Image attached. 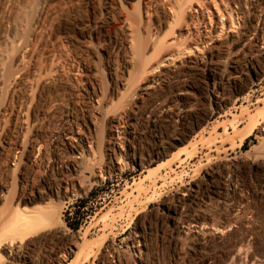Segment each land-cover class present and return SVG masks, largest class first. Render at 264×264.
<instances>
[{
	"label": "rangeland",
	"instance_id": "1",
	"mask_svg": "<svg viewBox=\"0 0 264 264\" xmlns=\"http://www.w3.org/2000/svg\"><path fill=\"white\" fill-rule=\"evenodd\" d=\"M190 1L0 0V264H264V0Z\"/></svg>",
	"mask_w": 264,
	"mask_h": 264
},
{
	"label": "bare ground",
	"instance_id": "2",
	"mask_svg": "<svg viewBox=\"0 0 264 264\" xmlns=\"http://www.w3.org/2000/svg\"><path fill=\"white\" fill-rule=\"evenodd\" d=\"M229 16L232 18V14H230ZM223 17H224V15H223ZM230 17H229V19H230ZM172 40H176L175 35L173 36ZM174 44H176V43H174ZM183 49H182V51L179 50V52H177L176 54H174V53L173 54H167L166 51L165 52L163 51V53H165V54L162 55V57H161L163 60L161 62V64L165 63V62L166 63L167 62L168 63L169 62H175L177 59H180L182 56H184L186 54L188 55L189 53L192 54V52L194 51V49H192V48H186L184 50ZM198 49L201 50L199 47H197L196 50H198ZM157 50L160 51L161 49L158 48ZM139 51H141V50L139 49ZM143 52H144V50H143ZM160 53H161V51L158 54L160 55ZM56 117L58 118L57 119L58 123L66 124L68 122V115L65 112H62V113L59 112V114ZM44 211H43V208L28 209L26 207H22V206H19L18 204H16L15 209H13L11 214H9L10 216L9 217L7 216L8 218L6 220L4 217V219H2L3 222L0 223V249L5 247L6 245H9V247H12L15 245L14 248H16V245L18 243L32 237L35 234H38L39 231H42V229L44 227H46V225H48V222H49L48 221L49 217L46 215L48 213V211L47 212L46 211L44 212ZM50 215L52 216L51 213H50ZM45 222L47 223L46 225H45ZM214 231L222 232L220 229H217V228H214Z\"/></svg>",
	"mask_w": 264,
	"mask_h": 264
},
{
	"label": "trees",
	"instance_id": "3",
	"mask_svg": "<svg viewBox=\"0 0 264 264\" xmlns=\"http://www.w3.org/2000/svg\"><path fill=\"white\" fill-rule=\"evenodd\" d=\"M245 144H246V142H245ZM91 196V195H90ZM80 203H83L84 204V209H83V211L81 212V215H80V217H82V218H85L88 214V212H87V210H88V203H87V201L86 200H82ZM67 213V212H66ZM77 214V213H76ZM66 221H67V225H68V227H70L72 230H74V231H76L77 229H78V225L77 224H70L69 222H68V218L66 217Z\"/></svg>",
	"mask_w": 264,
	"mask_h": 264
}]
</instances>
